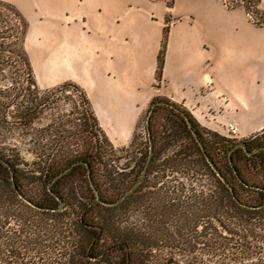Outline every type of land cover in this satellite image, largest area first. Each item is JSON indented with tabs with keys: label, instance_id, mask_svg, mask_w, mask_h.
I'll use <instances>...</instances> for the list:
<instances>
[{
	"label": "trees",
	"instance_id": "1",
	"mask_svg": "<svg viewBox=\"0 0 264 264\" xmlns=\"http://www.w3.org/2000/svg\"><path fill=\"white\" fill-rule=\"evenodd\" d=\"M255 2L258 4L260 0ZM166 35L167 30L164 31L158 54V76L163 67ZM26 63H29L28 58ZM28 75L30 76V72ZM67 85L78 93L87 113L81 124V132L86 136L82 150H72L65 141L66 138L58 135L50 146L51 150H56L52 157L45 156L42 151L37 153L36 148L29 151L34 158L29 164L19 155H0V264H149L152 252L158 248L181 250L189 256L204 253L210 258L207 260L211 264H245L248 256L261 257L262 250L255 245L260 238L257 230H262L264 226L261 222L264 221V150L250 156L240 148L231 152L237 143L233 145L231 140L218 134L213 135L209 145L200 135L191 116L185 112L190 117L192 129L178 113L183 125L181 136L185 144L172 150L159 179L167 173L186 176L192 174L188 178L199 182L200 178H195L197 172L193 170V167L199 166L197 176L204 174L214 184L211 189L202 181L197 188L190 184H179L177 180H174L177 184L173 183L171 186L163 184L157 187V182L152 185L157 192L200 194L192 199L195 204H191L190 197L165 202L158 198V194L152 193L154 197L150 198L145 191L150 188L149 177L157 159L150 128L155 105L147 128L148 141L150 138L154 145L150 165L142 182L117 202L124 191L140 177L148 153L138 167L136 179L128 181V150L115 149L98 126L86 95L78 86ZM32 86L35 87L34 83ZM164 104L174 110L176 108L168 103L160 105ZM192 130L197 133V139L203 144L204 150L193 137ZM255 138L256 136L251 142H245L248 151L264 147V142L259 144L262 139ZM221 143H224L222 151L218 148ZM254 143L256 144L253 146ZM206 157L214 164L219 175ZM74 162L79 164L55 179ZM87 168L90 170L89 174ZM251 168L262 172L261 180L253 179L251 172H247L249 177H246L243 169ZM39 172V180L44 188L42 198L36 196L31 184L23 182L27 175ZM74 173L81 174L87 186L89 185L86 187V195L84 192L78 195L73 189L65 190L60 186L63 179ZM89 177L94 188L90 187ZM120 186L123 191L118 190ZM242 191H251L257 197L246 201L242 197ZM204 194L209 196L204 197ZM147 198L152 202L149 207L144 208ZM59 201L64 204L62 211H57ZM111 203L114 204L110 206ZM189 206L194 210L203 209L200 213H192ZM144 222L160 223L162 227L149 232L143 227ZM168 222L175 225L174 231L165 228ZM200 223L204 228L198 233ZM185 230H189L188 236L191 234L204 242L191 245L186 237L185 241L175 244V238L178 241L183 239L182 233ZM167 240H171L172 244L161 245L162 241ZM162 264L180 263L172 262L170 257Z\"/></svg>",
	"mask_w": 264,
	"mask_h": 264
},
{
	"label": "crops",
	"instance_id": "2",
	"mask_svg": "<svg viewBox=\"0 0 264 264\" xmlns=\"http://www.w3.org/2000/svg\"><path fill=\"white\" fill-rule=\"evenodd\" d=\"M0 1L28 20V52L51 61L54 78L78 85L106 130H133L159 96L193 113L219 109L214 117L241 135L261 129L264 28L240 10L228 11L219 0H175L171 8L153 0Z\"/></svg>",
	"mask_w": 264,
	"mask_h": 264
},
{
	"label": "rangeland",
	"instance_id": "3",
	"mask_svg": "<svg viewBox=\"0 0 264 264\" xmlns=\"http://www.w3.org/2000/svg\"><path fill=\"white\" fill-rule=\"evenodd\" d=\"M153 1H163L167 8H171L175 2V0ZM219 1L224 9L228 11L240 10L245 14V17L250 23L256 27L264 28V8L261 6V0L258 4H256L255 0ZM169 21L170 20L166 19L165 23L168 24ZM28 28V20L23 16L22 12H19L13 4L0 1V155H19L27 164L34 160L33 155L29 153L31 148H36L37 153L42 151L45 156L50 155L52 157L56 150H51L50 146H52L53 140L57 139L58 135L66 138L65 141L69 143L72 150L81 151L84 144L83 141L86 137L85 133L81 132L83 131L81 124H83V116L87 114L85 105L81 103L78 93L75 92L71 86L67 85L74 83L61 82L57 78H54L51 73L52 62L38 59L37 50L30 51V53L28 52L25 43L26 31ZM36 47H38V45L33 46L34 49H36ZM51 48L52 46L49 47L50 51ZM26 58H28L29 63H26ZM29 69L31 71H29ZM28 72H30V76ZM157 73L156 67V86L161 83V75L158 76ZM32 83H34L35 87L32 86ZM82 92L84 93L83 90ZM158 102L176 106V108L190 115L197 130L201 133L200 135L209 145L213 140L214 134L221 135L231 140L233 145L240 141L244 143L248 141L251 142L254 136H256L255 139L257 140L260 138L262 139L259 144L264 142V122L259 124L260 130H256L248 135H241L235 126L231 129L227 127L224 121H220L214 117L216 111L219 112V109H217L214 114H212V111L209 109L202 114L198 112L193 113L192 110H188L160 96L149 101L142 114L137 117L134 128L131 131L106 130L100 126L93 113L98 126L115 149L125 148L128 150L129 156L127 158L130 160L127 168L128 181L131 180L132 182V180L136 179L138 167L141 165L143 158L147 156L149 141L146 119L147 116H149L152 106ZM150 128L152 132L151 135L155 141L157 159H155L149 177L148 185L150 188L145 191L147 196L153 198L154 196L152 193L155 195L158 194V198L164 199L165 202H168L170 199H173V201L186 200L187 197H190V200H192L195 196H200V194L190 193L157 192L154 191V186H152L156 182L158 184H156L157 187L163 184L165 186H171L173 183L177 184L174 182V180H177L179 184H190L197 188V185L202 181L208 188L211 189L213 187L214 182L211 178H207L204 174L197 176L199 174V166L193 167V170L197 172L195 178H200L199 182H197L198 180L193 181L194 179L190 180L192 174L186 176L184 174L170 175V173H167L166 176L159 179L162 171L165 169L166 161L172 154V150L179 149L185 144L181 136L183 134V125L178 118L176 110L165 104H156L150 119ZM110 135L115 138H110ZM177 136L178 138L176 139ZM118 137L122 138V144L118 143L120 142ZM94 141L93 139V142ZM255 144L256 143H254L253 146ZM223 145L224 143H221V145L218 146L221 151L224 149ZM243 172L246 177H249L247 176V172H251L254 177L253 179H256V181L261 180L260 176L263 175L262 172H256V168H251L250 170L243 169ZM40 174L41 172L35 173L34 175H27L23 182L25 184H31L30 186L34 189L36 196L42 198L44 188L42 186L43 183L39 180ZM188 176H190V178H188ZM60 186H63L65 190L73 189L78 195L83 192L86 195V187L89 185L87 186L81 174L74 173L63 179ZM122 188L123 187L120 186L118 190L123 191L124 189ZM208 196L209 195L204 194V197ZM242 197L246 201H251L252 198L255 199L257 196L251 191H242ZM150 202H152L151 199L145 201L144 208L149 207L151 205ZM191 204H195L194 200H192ZM202 209L203 208H201V210ZM189 210L190 212L193 211L192 213L201 212V210H196V208L194 210L192 206H189ZM261 222L264 223V221ZM143 227L149 232H153L155 228L159 230L162 225L160 223L144 222ZM165 228H170V230L174 231L175 225L172 222H168ZM202 228H204V226L200 223L198 233L201 232ZM188 233H190L189 230H185L184 233H182L184 234L183 239L180 241L175 238V244L185 241L186 237L187 242L191 241V245L196 243L200 244V242L203 241L198 237L194 238L191 234L188 236ZM257 233L260 238L257 239L255 246L261 248V257H258L259 255L248 256V261H246L245 264L264 263V238H261L264 237V226L262 230H257ZM157 235L159 236V233H157ZM170 242L171 240L162 241L161 245L172 244V242ZM155 251L151 254L149 264H162L170 257L172 258V262L180 264H211L208 261L210 258L204 255V253H195L189 256L188 253L181 250L172 251L168 248H158ZM257 251L258 249H256L255 252Z\"/></svg>",
	"mask_w": 264,
	"mask_h": 264
},
{
	"label": "water",
	"instance_id": "4",
	"mask_svg": "<svg viewBox=\"0 0 264 264\" xmlns=\"http://www.w3.org/2000/svg\"><path fill=\"white\" fill-rule=\"evenodd\" d=\"M160 102H158V103H156V104H159ZM156 104H154L153 106H152V108H151V111H150V113H149V116H147V119H146V125H147V128H148V126H149V119H150V116L152 115V111H153V108L155 107V105ZM161 104V103H160ZM175 110H176V112L177 113H179L181 116H183V118H184V120H185V122H186V124H187V126L190 128V129H192V122H191V120L189 119L190 117L187 115V114H185V112H183V111H181V110H179V109H176L175 108ZM192 135H193V137L197 140V142H198V144L200 145V147H201V149L202 150H204V147H203V144L201 143V141L200 140H198L197 138V133L194 131V130H192ZM237 148H240V149H244L245 151H247V152H245L246 153V155H248V156H250V155H252L253 153H258V152H260V151H263L264 150V147H259V148H255V149H253L252 151H248L247 150V148H246V143H244V142H238L234 147H233V149L231 150V152H233L235 149H237ZM153 149H154V145H153V141L149 138V149H148V157H147V160H146V163H145V166L143 167V170H142V172H141V175H140V177L138 178V180L125 192V194H123V196L121 197V198H119L118 200H117V202L118 201H120L122 198H125L126 196H128L131 192H132V190H134V188H136L137 187V185L140 183V182H142V180H143V178H144V176H145V174H146V171H147V168H148V166L150 165V162H151V158H152V153H153ZM231 152H229V156L231 155ZM207 158V157H206ZM207 161H208V163L210 164V166L212 167V169L215 171V173L217 174V175H219V173H218V170L216 169V167L214 166V164L212 163V162H210L209 160H208V158H207ZM230 162H231V159H230ZM80 163H82V162H80ZM77 164H79V163H72L68 168H66L64 171H62L61 172V174L60 175H57V177L55 178V179H57V178H59V177H61L62 175H65V174H67L71 169H72V167L75 165H77ZM88 170V174L90 173V170H89V168H87ZM54 179V180H55ZM89 184H90V186H91V188H94V185H93V183H92V181H91V178L89 177ZM97 201L99 200V195L97 194ZM21 197V196H20ZM60 202V206H59V208L57 209V211H62L63 210V208H64V204H63V202L62 201H59ZM114 203H111V204H109L110 206H112Z\"/></svg>",
	"mask_w": 264,
	"mask_h": 264
}]
</instances>
